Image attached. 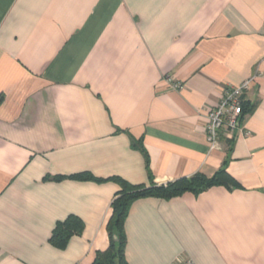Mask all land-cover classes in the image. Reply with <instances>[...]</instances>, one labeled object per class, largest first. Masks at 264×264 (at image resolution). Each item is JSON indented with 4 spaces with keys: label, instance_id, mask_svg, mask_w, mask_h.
Instances as JSON below:
<instances>
[{
    "label": "crops",
    "instance_id": "0c3cea01",
    "mask_svg": "<svg viewBox=\"0 0 264 264\" xmlns=\"http://www.w3.org/2000/svg\"><path fill=\"white\" fill-rule=\"evenodd\" d=\"M250 76L239 128L212 146L207 109ZM223 166L239 187L130 205L128 264H264V0H0V264H92L112 178Z\"/></svg>",
    "mask_w": 264,
    "mask_h": 264
},
{
    "label": "trees",
    "instance_id": "16d2710c",
    "mask_svg": "<svg viewBox=\"0 0 264 264\" xmlns=\"http://www.w3.org/2000/svg\"><path fill=\"white\" fill-rule=\"evenodd\" d=\"M245 102L242 104V112ZM232 138H227L226 142L230 144ZM80 179H93L88 172H80L72 175ZM121 185L117 197L111 203V215L107 222L106 229L109 238V244L105 251L98 252L92 264H128L125 259V235L123 230L124 220L130 205L137 199L143 197H162L172 198L180 196L185 192L197 194L203 190L221 185L227 188H237L239 184L229 175L225 167L219 168L212 176L207 177L196 173L188 178H180L167 182L165 184L151 183L149 186L130 184L118 177H114ZM82 225L78 220H72L70 223L58 225L53 232V240H61L72 232L79 233Z\"/></svg>",
    "mask_w": 264,
    "mask_h": 264
},
{
    "label": "built area",
    "instance_id": "2783aa9c",
    "mask_svg": "<svg viewBox=\"0 0 264 264\" xmlns=\"http://www.w3.org/2000/svg\"><path fill=\"white\" fill-rule=\"evenodd\" d=\"M254 78L255 76L247 77L239 85L225 88L219 103L207 109L206 134L212 146L217 142L219 133L232 138L234 131L239 128L244 94L251 87ZM177 264L194 263L189 258H179Z\"/></svg>",
    "mask_w": 264,
    "mask_h": 264
},
{
    "label": "rangeland",
    "instance_id": "374dc122",
    "mask_svg": "<svg viewBox=\"0 0 264 264\" xmlns=\"http://www.w3.org/2000/svg\"><path fill=\"white\" fill-rule=\"evenodd\" d=\"M171 181H173V180H171ZM170 182V181H169ZM165 183H167V182H163V183H160V184H165Z\"/></svg>",
    "mask_w": 264,
    "mask_h": 264
}]
</instances>
